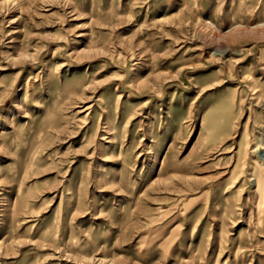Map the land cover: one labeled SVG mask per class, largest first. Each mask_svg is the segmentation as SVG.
<instances>
[{
    "label": "rangeland",
    "instance_id": "1",
    "mask_svg": "<svg viewBox=\"0 0 264 264\" xmlns=\"http://www.w3.org/2000/svg\"><path fill=\"white\" fill-rule=\"evenodd\" d=\"M0 264H264V0H0Z\"/></svg>",
    "mask_w": 264,
    "mask_h": 264
}]
</instances>
